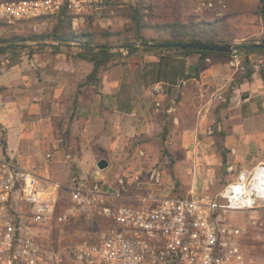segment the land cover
Instances as JSON below:
<instances>
[{"label":"crops","instance_id":"1","mask_svg":"<svg viewBox=\"0 0 264 264\" xmlns=\"http://www.w3.org/2000/svg\"><path fill=\"white\" fill-rule=\"evenodd\" d=\"M250 58L254 73L246 80L241 64L232 65L231 56L200 60L198 54L139 52L103 72L98 90L77 88L47 61L4 65L0 125L6 149L3 154L0 146V155L64 187L73 176L90 185L100 159L108 162L98 174L106 183L105 177L125 164L139 163L137 150L146 153L140 160L144 167L152 166L156 153L151 145L159 141L169 145L171 163L164 170L165 185L154 190L156 194L216 196L240 169L264 163V53ZM79 64L72 63L71 70ZM157 85L163 86L160 94L152 92ZM155 99L162 101L158 112ZM220 132L228 150L223 181L216 151ZM133 141L137 147L131 146ZM112 185L107 183L104 192L111 194ZM140 187L131 189L118 205L140 204L144 191L150 190L146 184Z\"/></svg>","mask_w":264,"mask_h":264},{"label":"built area","instance_id":"2","mask_svg":"<svg viewBox=\"0 0 264 264\" xmlns=\"http://www.w3.org/2000/svg\"><path fill=\"white\" fill-rule=\"evenodd\" d=\"M225 9L223 0H200L195 11L208 10L214 19H221ZM61 10L70 14L73 31L89 15L113 14L112 0H0V26ZM8 63L2 60L0 66ZM231 64H240L236 50ZM162 91V85L152 89ZM161 103L154 100L156 112ZM207 133L212 134L211 128ZM137 158H146V153L139 150ZM263 170L264 163L240 169L216 196L176 197L154 192L166 182L162 166L154 164L145 171L130 166L116 175L107 194L99 172L90 185L73 176L64 187L0 155V264H241L239 232L226 222V214L264 207ZM142 184L150 190L144 191L140 204L118 205L131 189L142 190ZM62 190L68 192L72 207L96 218L94 239L60 244L44 237V230L52 232L54 225L73 215L72 208L57 214Z\"/></svg>","mask_w":264,"mask_h":264},{"label":"rangeland","instance_id":"3","mask_svg":"<svg viewBox=\"0 0 264 264\" xmlns=\"http://www.w3.org/2000/svg\"><path fill=\"white\" fill-rule=\"evenodd\" d=\"M153 2V13L155 17L150 21L146 17V20L151 24L155 22L165 24L168 22H175L176 20L187 23L189 19H193L195 22L214 19L211 12L208 10H202L198 13L195 11L200 0H153ZM224 2L226 4V9L223 17H228L227 22L229 25L227 32L230 35L229 37H232L233 39L232 44L236 45L243 41L249 42L259 40L264 32V28L258 12L257 0H225ZM125 6H135V0H112L113 14H111V16L101 18L97 15L94 16L91 21L86 18L83 24H79V28L76 31H73L72 27L71 30L76 34H81L90 32L91 30L97 31L108 29L117 32L124 29L128 21L123 17L117 16L116 13L118 9H123ZM144 13L147 14L146 11ZM54 24V19H49L38 24L23 23L15 25L12 28L0 29V36L9 37L16 34L46 33L52 29ZM146 34L149 37L157 35L152 30L147 31ZM25 44L26 47L18 49V55L6 53L5 55L0 56V62L2 60H7L9 63L6 64V66H8L13 63L17 64L24 61L29 65L33 64L34 66L35 60L37 59L47 61L51 65H56L58 74L68 81L75 82V86H77L79 80L86 74V68L90 69V66L86 63H75L79 64V66H74V71L71 70L73 61L69 54L79 52V48L73 46L74 44H71L72 47L70 48L62 47L60 53H56L51 47L52 45L55 46V43H52V45L44 43L46 45H43L44 47L41 48L33 42H27ZM119 44V42L112 43V51H120L123 54H126L125 50L118 48ZM29 47H31L32 50L28 49ZM3 69H6V67L4 68V66H0V71ZM1 133L0 130V138ZM137 144L138 143L134 141L131 142V146L133 147H137ZM151 147L156 153V161L154 164H159L163 167L165 172H167L171 163L169 145L164 142L160 143L159 141H156L155 143H152ZM138 151L139 150L136 152ZM135 160L136 159H132L131 162L133 163ZM140 160L136 166L131 164L133 165L132 168L138 167L145 171L149 167H144L142 163L143 161ZM127 165L128 164L122 166L117 174L105 177L107 183L113 184L116 175L122 174ZM128 166L130 167V165ZM221 180H225V176H221ZM169 182L172 183L170 179ZM69 208L73 209V215H68L65 222L54 225V230L52 232L44 230V237L60 241V244H72L81 240L94 239L98 234L97 227L94 226L97 221L96 218L88 212H83L82 209L72 207L69 202L68 192L62 190L59 195L57 214L65 213ZM226 222L239 232L237 243L242 252L241 264H264V207L258 208L254 211L229 212L226 214Z\"/></svg>","mask_w":264,"mask_h":264},{"label":"trees","instance_id":"4","mask_svg":"<svg viewBox=\"0 0 264 264\" xmlns=\"http://www.w3.org/2000/svg\"><path fill=\"white\" fill-rule=\"evenodd\" d=\"M225 1V0H224ZM228 1V0H226ZM258 2V12L262 19V24L264 28V0H257ZM154 2L153 0H135V6H125L123 9H118L116 15L127 19V24L124 29L117 32L110 30H95L87 33L76 34L71 30V16L66 11L61 10L53 16H41L32 20L22 21L19 24H38L45 22L49 19H54V25L49 32L39 33V34H16L12 36H0V56L6 53H11L18 55V49L26 47L25 43L33 42L38 45L39 48L48 43L52 45L51 47L60 53L62 47L70 48L76 46L79 48V52L69 54L72 58L73 63H86L90 66V70L86 73L78 82L77 88H82L86 86H93L96 90L99 89L101 85L100 75L111 69L112 67L123 65L126 58L136 55L139 52L145 53H171L174 55H191L198 54L200 60L205 59L207 56L220 55V56H231V54L216 53L208 51H200L197 49H173V48H157L145 46L147 43L158 44L163 42H211L219 44H232L233 39L229 37L227 32L228 29V17H223L221 19H212L209 21H199L195 22L193 19H189L187 23H183L180 20L168 23H153L149 21L152 20L155 15L153 13ZM147 12L145 14L144 12ZM96 14L87 16L86 18L91 21ZM101 18L109 17V14L99 15ZM147 19L149 20H146ZM15 26V25H14ZM14 26H0L2 28H12ZM152 30L157 35L147 36L146 32ZM119 42L118 48H122L126 51L123 54L120 51H112V43ZM260 44L262 48H252L251 45ZM28 49H31L29 47ZM234 50H236L239 58L240 64L243 68L242 78L250 80L253 73L254 67L251 61V56L257 53H264V32L261 38L256 41H243L239 44L234 45ZM13 63L11 65H14ZM194 75H198V67L195 66L193 69ZM75 103L73 104L74 108ZM227 103H223L225 107ZM1 130L0 146L2 153L5 154L6 141L5 133ZM216 151L218 152L221 159V176L227 175L226 168L228 166L227 156L228 150L223 146L222 139L224 137L223 133H217ZM164 153V151H163Z\"/></svg>","mask_w":264,"mask_h":264},{"label":"water","instance_id":"5","mask_svg":"<svg viewBox=\"0 0 264 264\" xmlns=\"http://www.w3.org/2000/svg\"><path fill=\"white\" fill-rule=\"evenodd\" d=\"M145 46L149 47H157V48H173V49H197L200 51H208V52H216V53H225L231 54L234 50L233 44H219V43H211V42H163L158 44L147 43ZM252 48H262L260 44L251 45ZM96 168L99 172H102L108 168V162L105 159H100L96 163Z\"/></svg>","mask_w":264,"mask_h":264},{"label":"bare ground","instance_id":"6","mask_svg":"<svg viewBox=\"0 0 264 264\" xmlns=\"http://www.w3.org/2000/svg\"><path fill=\"white\" fill-rule=\"evenodd\" d=\"M261 175H264V170L260 173Z\"/></svg>","mask_w":264,"mask_h":264}]
</instances>
